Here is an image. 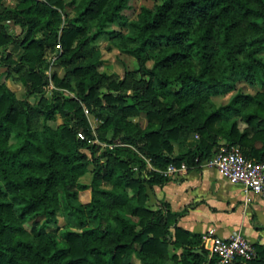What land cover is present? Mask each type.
<instances>
[{
  "label": "trees",
  "instance_id": "obj_1",
  "mask_svg": "<svg viewBox=\"0 0 264 264\" xmlns=\"http://www.w3.org/2000/svg\"><path fill=\"white\" fill-rule=\"evenodd\" d=\"M66 3L72 14L64 0H16L0 8V19L22 26L19 37H10L0 21V47L8 44L10 53L0 60L13 70L25 67L28 80L26 107L14 104V93L0 80V264H164L169 245L179 248L170 254L175 264H200L207 255L200 234L179 226L166 202L148 207L146 186L165 181L158 170L169 162L199 164L223 144H236L252 160L264 157V0H161L139 6L133 18L131 0ZM110 22L125 32L107 28ZM101 36L117 37L119 49L138 61L140 81L130 95L98 94L102 82L119 89L122 81L99 69L101 59L94 57L63 76L52 73L51 97L29 103L28 96L47 83L45 50L54 56L51 63H70ZM236 80L262 89L236 90L216 105L210 96L232 90ZM82 104L96 108L102 127L122 131L109 142L140 151L103 149L94 156L88 182L78 180L89 163L84 148L92 152L87 140L76 137L78 130L88 134ZM31 109L42 114L37 129L30 127ZM55 111L64 121L51 126L47 120ZM138 113L144 125L128 117ZM184 143L172 154L174 144ZM58 187L78 226L61 238L44 228L59 208ZM84 189L89 197L79 200ZM38 217L43 221L30 235L23 223ZM252 246L254 255L237 264H264V244Z\"/></svg>",
  "mask_w": 264,
  "mask_h": 264
},
{
  "label": "rangeland",
  "instance_id": "obj_2",
  "mask_svg": "<svg viewBox=\"0 0 264 264\" xmlns=\"http://www.w3.org/2000/svg\"><path fill=\"white\" fill-rule=\"evenodd\" d=\"M16 0H0V8H9L14 5ZM161 0H131L132 10L130 12V17H135V13L138 10L139 6L146 5L152 6L153 4L159 3ZM64 10L67 11L69 14H72L69 6L66 2L68 0H64ZM1 23H3V29L8 33L10 37H19L22 33V26L18 23H14L10 18L5 17L0 19ZM107 28H117L121 32H125L126 28L124 26H119L115 22H110L107 25ZM84 57L82 59H74L70 63H63V64H53L51 60L54 58L53 54L49 50H45L43 56L49 60V65L45 69L44 73L47 79V83L44 86V89L41 93H32L28 96L29 103L33 104L39 95H44L48 99L51 97V89L54 87L51 74L55 73L57 76H63L66 74L67 69L81 60H87L90 58H100L101 61L98 63V68L103 69L105 72H113L116 77L121 79L120 88L119 89H110L108 88L105 83L102 84L98 88V94L100 95L102 92L110 91L113 94H126L127 96L130 95L134 91V87L136 86L137 82L140 81V73L138 69V61L137 59L124 51H121L117 46V37L111 36H101L94 42L87 43L84 46ZM10 55L9 53V45L1 46L0 47V56H7ZM264 57V53H263ZM149 65V61L146 62ZM0 80L4 82V84L12 90L15 96L14 104L17 107H26L24 102L25 91L27 88V78L25 74V67H21L18 70H13L11 65L3 62L0 60ZM57 90L64 96H74L75 92L73 90H69L67 87H56ZM262 89V86L255 82L253 84H249L243 80H236L234 83V88L232 90L217 93L210 96L212 101L217 105L227 101V99L232 95L233 92L236 90H241L242 92L253 93L256 90ZM128 100H130L127 97ZM104 110L105 112H112V110L106 106L105 103ZM86 109V110H85ZM91 111L87 109L84 104H82V116L84 118V123L86 125V129L88 130V134H86L82 130H78L76 132V137L79 139L87 140L88 144L92 146V152L88 148H84V151L89 156V163L84 173H82L78 180L81 182H88L90 180L92 169L95 165L94 156L100 154L103 149L107 147H121L125 150H131L136 153H140L137 147L122 143V142H109L107 139L113 135H120L122 131H115L112 127L107 126L102 127L100 125L102 119L101 117L95 115L96 108ZM30 127L37 129L40 127L42 123V114L36 113L32 109L30 110ZM102 114V113H101ZM128 117L134 121L139 123L140 125H144L145 119L144 116L140 113L138 114H130ZM64 121V118L57 112H54L52 118L47 120V123L51 126H55L58 123ZM91 136V137H90ZM14 138L12 136L9 137L8 142L12 143ZM222 141V139L220 140ZM224 146V144L222 145ZM185 148L184 144H174L172 149V154H176ZM120 156H124L120 153ZM100 160L105 158V154L101 155ZM147 161V160H146ZM147 168H151L152 166L147 161L146 163ZM146 171H143L145 174ZM147 173V172H146ZM167 176V175H166ZM103 184H106L103 182ZM147 187V186H146ZM58 193V200H59V208L55 212V219L50 220L45 225V230H47L51 235L55 236L56 238H61L62 231L66 229H78L75 221L67 214L68 205L66 204L65 198L61 189L57 188ZM89 197V190L84 189L78 191V198L79 200H86ZM150 199L147 198L146 205H153V201L150 202ZM43 221L42 218H32L28 219L23 223V227L25 230L32 234L31 228L37 226ZM36 222V223H35ZM170 248H168V252L164 258V264H175V260L170 257ZM137 264V262H135Z\"/></svg>",
  "mask_w": 264,
  "mask_h": 264
},
{
  "label": "crops",
  "instance_id": "obj_3",
  "mask_svg": "<svg viewBox=\"0 0 264 264\" xmlns=\"http://www.w3.org/2000/svg\"><path fill=\"white\" fill-rule=\"evenodd\" d=\"M146 193L154 202L148 207L166 202L178 214L176 223L199 233L205 248L208 231L226 236L239 230L251 243L264 244V199L252 194L245 201L240 185L225 180L212 166L199 163L168 174L162 184L147 186ZM168 248L172 253L179 252L171 245Z\"/></svg>",
  "mask_w": 264,
  "mask_h": 264
},
{
  "label": "built area",
  "instance_id": "obj_4",
  "mask_svg": "<svg viewBox=\"0 0 264 264\" xmlns=\"http://www.w3.org/2000/svg\"><path fill=\"white\" fill-rule=\"evenodd\" d=\"M199 163L214 167L225 180L240 185L245 201H249L252 194L264 199V157L252 160L243 155L236 144H230L221 145ZM185 169L186 163L180 161L178 164L169 162L158 171L168 175ZM204 238L207 239V255L200 264H237L239 260L250 259L254 255L252 243L239 230H232L226 236L208 231Z\"/></svg>",
  "mask_w": 264,
  "mask_h": 264
},
{
  "label": "water",
  "instance_id": "obj_5",
  "mask_svg": "<svg viewBox=\"0 0 264 264\" xmlns=\"http://www.w3.org/2000/svg\"><path fill=\"white\" fill-rule=\"evenodd\" d=\"M194 251H199V249H195Z\"/></svg>",
  "mask_w": 264,
  "mask_h": 264
}]
</instances>
